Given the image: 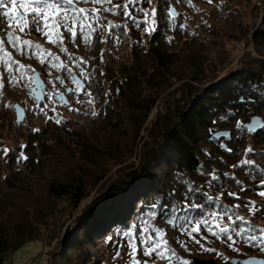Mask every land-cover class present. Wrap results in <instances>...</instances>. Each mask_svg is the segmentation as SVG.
<instances>
[{
    "label": "trees",
    "instance_id": "trees-1",
    "mask_svg": "<svg viewBox=\"0 0 264 264\" xmlns=\"http://www.w3.org/2000/svg\"><path fill=\"white\" fill-rule=\"evenodd\" d=\"M154 1L153 8L157 10L154 33L146 32L143 23L142 29L127 25L133 38L129 45L130 61L119 67L105 63L94 68V87L97 86L94 93L100 96L97 110L101 120L95 123L97 129L81 136L62 124L63 121L57 123V120L48 119L45 129L41 132L32 129L29 139H26V147L22 151L25 153L30 147L31 153H25L27 159L22 162L23 168L16 165L12 155L8 157L6 171L0 172V264H4L24 243L41 238L42 225H47L59 203L68 206L71 211L77 210L75 226L78 227L68 245L53 251L46 264H104L100 256L88 251L101 227H106L100 234L103 235L102 240H106L104 238L108 234L106 238L115 236L117 244L126 243L118 241L119 233L129 228L132 221H141L142 212L153 203H167L169 208L175 203L178 208L181 207L185 203L183 193L187 188L207 192L213 199L219 198L228 206L237 200L229 197V190L245 201L260 197V202L256 204L264 216V197L253 191H241L235 182L238 180L245 189L264 191V187H256L261 178L254 176L243 165L245 159H250L254 168L264 170V132H245L242 138L237 139L234 131L237 121L245 123L253 114L264 119V60L244 61L238 69L227 72L219 81L199 88L196 82L206 77L205 69L210 65L207 64L208 58L201 56L194 50L195 45L189 43L185 46L190 50L186 49L183 62L177 64L178 57L182 56L177 34L182 29L180 19L176 21L169 10L175 1L193 15H201V12L204 15L214 9L211 10V5L205 0ZM103 7L107 8V5ZM129 10H133L132 6ZM100 16L103 17L101 13ZM139 16L143 20L141 13ZM187 32L189 35L185 36V40L194 44L196 37L191 35L192 30ZM249 40L254 46H264V30L259 27L253 29ZM32 43L39 45L34 41ZM17 55L20 63L29 60L30 64H35L38 58L31 52L26 55L17 52ZM170 78L183 81L179 93L175 92V87L174 91L170 90L173 84ZM228 113L232 114L230 119H219ZM214 120L216 123H213ZM48 129L65 130V135L40 137ZM219 130L229 131L231 138L210 139ZM78 135L80 139H77ZM221 143L224 147L220 146ZM136 144L140 148L141 164L126 169L113 181H105L109 162L112 165L122 164L134 153ZM250 148L252 152L248 153ZM71 153L78 155L76 161L70 162L69 157L68 161L62 159L67 163L65 174L43 180L45 197L31 202L35 181L40 182L32 179V172L42 166L41 157L49 155L60 159ZM198 166L203 167L202 174L196 171ZM212 175L218 176L219 180L209 188ZM220 185L224 186L223 191ZM94 187L98 190L97 196L87 207L79 209ZM172 193L175 194L169 200L168 196ZM27 202L29 204L25 205ZM192 202L201 204L203 198L189 203ZM154 211L157 216L166 217L159 206ZM199 214L198 209L187 213L193 217ZM170 216L171 213L167 217L171 221L170 228L179 236L180 229ZM219 221L217 219L216 223L219 224ZM238 222L233 226L226 218L218 228L214 225L213 231L218 235H213L202 225L199 234L193 233L195 239L187 235L185 240L192 248L198 249L197 254H201L205 251H200L195 241L209 239L215 243L221 240L227 243L220 228L228 224L233 234L241 231L237 240H247L244 239L247 238L245 233L250 226ZM169 236V247L175 253L182 251L187 254L178 239L170 232ZM110 244L108 242L107 246ZM251 244L243 246L251 248ZM138 255L143 261L148 259L142 253L138 252ZM117 259L111 258L109 264H116L114 261ZM162 264H168V261L164 260Z\"/></svg>",
    "mask_w": 264,
    "mask_h": 264
},
{
    "label": "rangeland",
    "instance_id": "rangeland-1",
    "mask_svg": "<svg viewBox=\"0 0 264 264\" xmlns=\"http://www.w3.org/2000/svg\"><path fill=\"white\" fill-rule=\"evenodd\" d=\"M124 2L125 0H112L113 4L119 3L122 5ZM154 3L155 1L152 0L151 5H146L145 3L146 6L143 7L149 11L148 24H144V29L155 28L156 26V21L151 15V9ZM209 4L212 7L211 10H214L211 13L207 11L204 15H202L204 12H201L202 16L199 14H190V11L187 13L186 8L181 4H177L176 1L170 6V8H174L175 10L174 15L171 16H173L176 21L180 19V23L184 26L181 28V32L177 34L180 40L179 46H182L181 49H179L182 56L178 57L180 59H178L177 64L181 65L184 60L183 58H185L187 54L186 49L190 50L186 47L189 43L195 45L194 50L198 51L201 56H206L208 58L207 64L210 65L205 69L206 77L196 82L199 88L219 81L227 72L238 69L244 61L248 62L253 59L264 60V46H254L249 40V35L253 29L259 27L264 30V0H212V3ZM214 4H217L215 5L216 7ZM105 5H107V8L112 6L110 4ZM8 7L11 6L8 5ZM77 7L99 8V5L85 3L83 0H80ZM130 7L129 5V8ZM118 12L119 10H117L116 13L101 12L103 17L101 16L100 19L92 22V27L95 31L88 30L81 34L79 26L77 25V36L74 40L70 33L64 31L62 27L60 33L63 44L49 42L48 38L36 32L34 27L26 29L24 33H20L18 28H15V20L21 19L23 15L21 18L17 16L13 18V28L18 36L24 37L25 40L37 42L46 52L52 54L51 58H49L50 62L41 63L39 57H35V64H30L29 60H26L27 63L24 61L21 62L34 70V72H25L23 75L25 77H33V74L37 71L44 83L42 93L44 91L54 94L57 92L61 93L63 95V100L67 102L68 106H64L61 102V98L55 95L51 102H49L46 97L43 100H38V96L31 91V87L34 83L30 82L28 79L22 80L18 85L9 83L8 74L6 72V63L9 61L8 57L4 55V52L11 53L13 60L20 61V58L17 52H15L16 50L7 43L6 35L0 32V38L5 41L4 49L0 50V84L3 85V87H0V149L7 148L10 150L7 157L0 151V161H2L0 164V172L6 171L5 163H7L6 161L11 155L15 158L16 165L22 167L23 160H18L17 157L26 156V154L31 153V149L28 147L29 153L27 151L25 154L21 146L26 145V139H29V134L32 132V129H38L40 132L42 129H45L47 125L45 122L48 119L59 120L60 122L63 121L64 123L62 124L66 125L68 128L71 127L70 129L75 130L77 133L79 132L81 136L88 135L97 129L95 123L101 120L99 111L97 110L100 106L97 103L100 96L94 93L97 89V86L94 87V68L96 65L103 66L105 63L109 66L119 67L130 61L129 45L133 38L130 34L131 31H128V26L132 28L133 24L127 18L125 19L123 14L120 15ZM21 13L23 14L22 11ZM139 13L141 12L133 10V14L137 19L142 20ZM141 16H143L142 13ZM109 23L115 27L110 29L108 26ZM187 23L189 27H187ZM141 26L142 24L139 26L140 29H142ZM0 27H3L5 32L13 31V29L7 27V21L2 17H0ZM185 30H192L191 35L196 37L194 39V44H192L193 41L185 40V36L189 35V32ZM53 63H62L67 68L71 69V72H65L58 67H53ZM78 64L84 68V74H81L80 68L75 66ZM13 74L20 80V74H16L15 72ZM57 77H60V80H57ZM187 80L188 79H185L184 81ZM60 81H63V83ZM170 81L173 83L170 90L175 87V92L179 93L182 87L180 85L183 81L177 82L174 78H170ZM69 90H74L77 95H72ZM89 101L91 102L89 103ZM14 104H18L24 112L21 121L17 119L16 110L13 107ZM45 104L48 105L47 108L44 107ZM53 104L56 105L55 113L51 111ZM37 105H39V108H44V112L38 111ZM153 110L155 111L156 107ZM93 113L96 114L93 115ZM64 132L65 130L53 131L48 129L40 137L45 138L46 136L57 134L63 135ZM79 135L76 136L77 139H80ZM138 146L139 145L136 144L134 153L125 159L122 164L112 165L109 162L104 177L105 181H113L118 174H121L123 171L125 172L126 169L135 168L141 164V152ZM68 157L71 160L70 162L73 163V161H76L78 158V155H76V153H71L69 155L65 154L64 157H60V159H55L49 155H43L41 157L43 160L42 166L38 170L36 169L32 172V179L36 178L40 182L35 181L33 197H31L30 200L31 202L33 200L38 201L39 198L45 197L43 180L45 181L48 178L65 174L67 170V163H65V161H68ZM97 194L98 190L95 187L92 188L89 195L80 204L79 209L87 207ZM247 199L256 203L261 200L260 197ZM244 201L245 200L242 199L234 200L229 207L239 204L240 207L235 211L248 222L244 223L239 221L240 224L250 226L248 229H252L253 226H255L257 230L256 234L260 235L258 230L264 229V216L261 213L262 211L255 213L249 211V209L245 207ZM148 202H150V200L147 201V203ZM27 204H29V202L25 203V205ZM147 211H154V209L150 207ZM76 218L77 210L71 211L68 206L59 203L58 206L54 208L53 214L50 216L47 225H42L40 230L41 238L24 243L12 253L4 264H46L49 255L53 251H59L63 246L68 245L69 240H71L76 233L77 229L75 228L78 227L75 226ZM226 218L227 217L220 221L219 218H217L219 224L222 221L225 222ZM233 218L235 219V216H233ZM132 224H136L139 230L141 221L134 220L131 222L130 226ZM235 225H238L237 222ZM171 226V221L163 216H157L156 220L152 223L153 228L162 230L161 235L165 240H170V232L178 241H184V250L187 254H183L182 251H179L176 255L181 260H187L189 264H192L194 257L203 260L213 259L217 263H226L229 258L237 255L244 257L261 255L264 257V246H261L259 242L252 245L250 242H246V240H237V236L233 234V231H230L231 228L229 230V235L233 234L235 237L232 236V238L237 241L232 247H229L231 241L226 243L221 240L215 243V241H210L209 239H198L200 251L204 249H211L214 251L206 252L204 250L206 253L197 254L198 249L192 248L185 240L187 232L180 229L179 236H177V234L171 230ZM105 228V226L101 227L99 233L94 235L92 244L88 247V251L100 256L104 264H109L111 258L115 259L117 247L121 242L117 244L115 236H112L115 243L109 241V237L106 238V236H109L108 234L104 238L106 240H102L103 235L100 236V234ZM120 240L119 238L118 241ZM108 242L111 243L110 246H107ZM137 243L139 244V240H137ZM249 244H251V248L243 246ZM121 251L123 252V250ZM137 259L143 264V260L140 259L138 253ZM149 261L150 264H162V262H164L157 261L155 257ZM114 262L116 264H132L131 260L126 255H122ZM173 264H175V261Z\"/></svg>",
    "mask_w": 264,
    "mask_h": 264
},
{
    "label": "snow or ice",
    "instance_id": "snow-or-ice-1",
    "mask_svg": "<svg viewBox=\"0 0 264 264\" xmlns=\"http://www.w3.org/2000/svg\"><path fill=\"white\" fill-rule=\"evenodd\" d=\"M80 0H0V17L4 18L7 21V27L9 29H13V31L5 32L3 27H0V32H3L7 37V43L11 45L13 49L17 52H20L22 55H26L28 52H31L32 55L38 56L41 59V63L50 62L49 58H51L52 54L50 52H46L44 49H41L39 45H33L30 40H23L20 36L15 34V29L13 28V18L15 16H19V13L23 12V17L21 19L15 20V28H18L20 33H24L26 29L34 27L36 32L41 33L43 36H46L49 42L56 44H63V39L60 33L61 28L63 27L64 31L70 33L73 40L77 36L76 28L79 26L80 33L83 34L88 30L95 31L92 27V22L101 18V12H111L116 13L117 10L121 12L125 18H127L135 27H139L140 24H148V16L149 11L143 7H140L142 4L151 5L152 0H125V2L121 5L119 3L113 4L112 0H84L85 3H93L96 5H100L99 8H80L77 7V4ZM208 3H212V0H207ZM104 4L112 5L109 8H104ZM10 5L11 7H8ZM129 5L132 6L134 11L141 12L144 16L143 20L137 19V17L133 14V10H129ZM151 15L153 19H155L157 15V10L155 8L151 9ZM170 15H174V13H170ZM71 25V26H69ZM109 28H114L115 26L109 23ZM181 28L184 26L181 24ZM146 32L154 33L156 29L146 28ZM87 38V37H86ZM5 41L0 38V50L4 49ZM4 55L8 57V63H6V72L8 74L9 83L13 85H18L22 80L28 79L30 82L35 83L36 77H25L23 73L25 72H34L29 66H26L20 63L17 60H13L11 57V53L4 52ZM15 66V67H14ZM53 67H58L59 69L64 70L65 72H71V69L67 68L62 63H53ZM80 68L81 74H84V68L81 65H75ZM20 74V80L17 79L16 75L13 73ZM102 75V73H101ZM60 80V77L56 78ZM63 83V81H60ZM0 87H3L0 84ZM72 95H77L74 90H69ZM55 96H59L61 98V102L64 106H68L67 102L63 100V95L61 93H52L48 91H44L41 95V100L45 97L49 102L53 101ZM107 97V93H105ZM91 101H89L90 103ZM48 107L47 104L44 106ZM38 111L44 112V108H39L37 105ZM53 113L56 111V105L53 104L51 109ZM96 113H93L95 115ZM231 113L227 115H222L219 117L220 120L226 121L231 118ZM253 121L257 118L253 117ZM57 123L60 121L57 120ZM216 123V120L213 121ZM34 131H38L35 129ZM236 138H242L245 132L249 134H254L257 132H264V127L256 128L254 124L242 123L237 121L234 128ZM209 132L212 133V129H209ZM229 135L223 132L214 133L210 136V139L220 140L221 137ZM221 147H224L223 143L220 144ZM22 148L26 146H21ZM4 153V156L7 157L10 150L7 148L0 149ZM252 149H248V153H251ZM246 153V156L248 155ZM18 160L27 159L26 156H18ZM199 165V162H198ZM243 165H246L250 173L254 176L260 177L259 183H257L256 187L261 188L264 187V170L259 168H254L252 166V161L250 159H245L243 161ZM196 171L198 173H203V167L198 166ZM227 175V174H225ZM232 179H235L234 177ZM219 180V177L216 175H212L211 179L208 182V187L211 188L215 186L216 182ZM237 185L240 187L241 191H253L256 194L264 197V191L256 192V189H245L243 185L240 184L238 180H235ZM221 190H224V186L220 185ZM175 193L169 194L168 199L171 200V197L174 196ZM229 197L240 200L241 197L237 195L235 192L231 190L228 191ZM203 198V203L197 204L195 202L189 203L190 201H194L195 199ZM183 198L185 203L178 208L177 204L173 203L171 208H169L168 204H159L153 203L151 205L152 209L157 208L158 206L161 209V212L168 217L169 213H171L170 219L175 224V226L183 231L187 232V235L191 239H195L193 233L199 234L201 230V226L203 225L209 232H212L213 235H218L217 232L213 231V226L219 227V224L216 223L217 218L219 220H223L225 217L231 221V224L234 226L237 221H242L244 223H248L244 220V217L238 215L236 213V209L240 207L239 204L229 207L226 204H223L219 198L213 199L208 195L207 192H201L197 188H187L183 193ZM245 207L249 209V211H253V213L258 212L260 210V206L256 204V202L247 200L244 201ZM182 209V210H181ZM199 211L198 216H189L187 213L192 210ZM233 216L235 219L233 220ZM157 218V213L155 211H144L141 215V224L139 230L137 229L136 224H132L130 228L126 227V230L119 233L120 239L122 241H126V243H121L117 247L116 257L120 258L122 255H126L132 262V264H141V261L137 259V253H142L143 257L164 261L167 260L168 264H189L187 260H181L173 251L169 245L168 241L163 238L161 235L162 230L159 228H153L152 223ZM255 226L252 229L246 230L247 240L246 242L256 243L259 242L261 246H264V229H259L260 235L256 234ZM220 232H222L225 236V239L231 241L229 247H232L237 241L232 238L231 235H228L229 227L225 226L220 228ZM241 231L236 232V236H241ZM109 241H113L112 237L108 238ZM137 240H139V244H137ZM199 243V241H195ZM181 243V246H185L184 242L178 241ZM123 250V252L121 251ZM205 251H214L211 249H204ZM148 259L143 261V264H148Z\"/></svg>",
    "mask_w": 264,
    "mask_h": 264
},
{
    "label": "water",
    "instance_id": "water-1",
    "mask_svg": "<svg viewBox=\"0 0 264 264\" xmlns=\"http://www.w3.org/2000/svg\"><path fill=\"white\" fill-rule=\"evenodd\" d=\"M170 13H175L174 8H170ZM22 13H19V18L22 17ZM33 76L36 77V81L34 83V85L31 87V91L33 94L37 95V99L40 100L41 98V94H42V88L44 87V83L42 82V79L40 78L38 72L36 71ZM83 85V84H81ZM13 107L16 110V115H17V119L18 121L22 120V116H23V110L22 108L18 105V104H14ZM253 117H256L257 119L255 121H253ZM245 123L248 124H254L256 128H261L264 127V120L261 116L257 115V114H253L248 121H246ZM218 132H223L226 134H229V131L226 130H219L216 131L214 133H218ZM213 133V134H214ZM229 135H225L224 137H228ZM237 261H241L243 264H264V258L263 257H256V256H247V257H242V258H238V257H231L229 258V260L226 263L223 264H236ZM192 264H219L217 262H215L213 259H199L197 257H194L192 260Z\"/></svg>",
    "mask_w": 264,
    "mask_h": 264
},
{
    "label": "flooded vegetation",
    "instance_id": "flooded-vegetation-1",
    "mask_svg": "<svg viewBox=\"0 0 264 264\" xmlns=\"http://www.w3.org/2000/svg\"><path fill=\"white\" fill-rule=\"evenodd\" d=\"M253 256V255H252ZM233 257H238V258H242V257H244V256H239V255H237V256H233ZM256 257H262L261 255H257ZM264 258V257H263ZM219 264H223L224 262H218ZM236 264H243L241 261H237L236 262Z\"/></svg>",
    "mask_w": 264,
    "mask_h": 264
}]
</instances>
